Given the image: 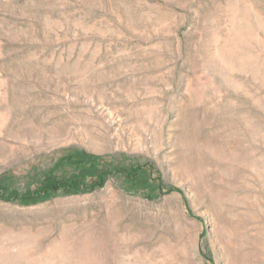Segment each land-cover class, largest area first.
<instances>
[{
  "label": "rangeland",
  "instance_id": "rangeland-1",
  "mask_svg": "<svg viewBox=\"0 0 264 264\" xmlns=\"http://www.w3.org/2000/svg\"><path fill=\"white\" fill-rule=\"evenodd\" d=\"M0 188V264H264V0H0Z\"/></svg>",
  "mask_w": 264,
  "mask_h": 264
},
{
  "label": "trees",
  "instance_id": "trees-1",
  "mask_svg": "<svg viewBox=\"0 0 264 264\" xmlns=\"http://www.w3.org/2000/svg\"><path fill=\"white\" fill-rule=\"evenodd\" d=\"M77 157L76 162H71L70 165L74 166V171L65 179L61 180L60 178L54 177L51 174L47 175L39 188L30 195L23 196L25 202L28 203H38L41 202L43 199L58 193L62 190L64 193H79L82 191H86L87 189H92L96 187L99 183L104 181V172L97 170L99 168V164L95 161H90L86 154H75ZM86 161H89L91 164L90 166L94 169L93 172L91 168L84 167ZM101 172L97 175L95 172ZM95 177L96 182L94 180L87 181L88 178ZM4 184V183H3ZM100 185V184H99ZM1 189V188H0ZM3 193H8V190L4 187L1 189Z\"/></svg>",
  "mask_w": 264,
  "mask_h": 264
}]
</instances>
